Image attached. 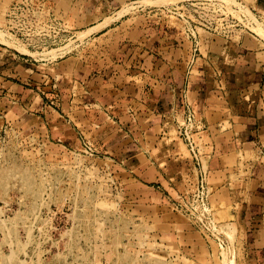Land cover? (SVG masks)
<instances>
[{
	"label": "rangeland",
	"instance_id": "obj_1",
	"mask_svg": "<svg viewBox=\"0 0 264 264\" xmlns=\"http://www.w3.org/2000/svg\"><path fill=\"white\" fill-rule=\"evenodd\" d=\"M16 1L0 2V30L12 37L8 46L0 43V264H236L235 226L218 212L211 188V210L227 241L223 249L210 239L205 241L173 207V198L191 190L197 176L178 135L182 109L161 118L167 121L156 127L158 141L152 144L156 152L151 153L150 148L145 153L151 160L139 165L125 160V144L115 148L113 138L121 131L136 137L135 130L141 128L138 110L128 105L126 113L120 111L112 101L122 93L111 95L105 89L87 92L84 82L71 96L67 86L70 73L65 78L67 85L59 90L52 78L57 73L54 66L71 68L81 62L84 66L77 71H87V59H93L92 50L99 45L89 39L95 31L85 30L87 14L81 1L61 5L57 0H30L28 9L23 6L9 11ZM217 1H213L216 7L221 4L225 9L209 15L212 21H239L243 12L253 13L264 23V14L252 10L249 0ZM183 2L124 1L109 9L112 12L104 15L103 24L114 26L133 16L137 20H127L121 29L153 27L157 34L176 37V43H183L188 51L185 65L191 75L199 51L191 61L190 40L172 10ZM234 29L228 37L204 31L211 38L235 43L248 37L264 47V40L240 22ZM200 36L207 38L205 33ZM51 48L58 49L45 53ZM29 51L34 54H26ZM63 59L68 62H60ZM3 66L6 68L1 70ZM102 97L107 98L104 105L113 106L107 110L96 106ZM117 97L119 104H127V97ZM204 130L196 143L207 176L205 158L212 146ZM139 138L138 134L135 143L142 146ZM258 156L256 152L239 154L243 176L249 177ZM157 181L162 184L160 190L163 185L164 191L170 187L171 200L160 201L155 196L152 186Z\"/></svg>",
	"mask_w": 264,
	"mask_h": 264
},
{
	"label": "crops",
	"instance_id": "obj_2",
	"mask_svg": "<svg viewBox=\"0 0 264 264\" xmlns=\"http://www.w3.org/2000/svg\"><path fill=\"white\" fill-rule=\"evenodd\" d=\"M57 1L62 2L61 5L69 3V0ZM70 1L71 5L74 4ZM80 1L87 14L85 30L89 33L95 31L89 39L99 45L95 46L96 51L92 50L93 59H87L86 73L83 68L82 72L77 71L84 66L81 62L72 63L71 68L54 66L57 73H53L52 78H55L58 90L69 81L67 86L71 96L77 86L87 87V92L105 89L111 95L122 93L115 95L112 103L119 105V110L125 113L128 105L137 109L141 128L135 130L137 135L132 138L121 131L113 138V147L125 144L124 158L132 159L134 165L151 160L145 158L148 149L149 152L152 149L151 153L156 152L152 145L158 141L155 140L156 127H163L167 121L161 118L171 117L182 109L185 101L191 102L205 127L204 135L212 146L205 158L207 188L212 190V200L218 212L235 226L238 251L235 263L264 264V47L248 37L239 43L221 37L211 38L204 29L197 28V65L192 74L187 75L185 60L188 51L183 43H176V37L157 34L153 27L121 29L127 20H137L138 17L133 16L117 21L114 26L103 24L104 15L111 11L110 8H117L128 0ZM249 2L253 9L264 14V0ZM98 10L105 11V14H99ZM202 33L207 38L201 39ZM65 61L68 62L67 59L60 62ZM4 68L6 66L1 70ZM69 73L73 80L69 78L66 81ZM58 77L61 78L59 81ZM117 96L127 97V104L121 99L119 104ZM106 99L102 97L95 105L107 110L113 104L104 105ZM24 112L21 114L26 116ZM104 114L111 118L108 111ZM138 134L142 138V146L135 143ZM166 150L165 147L161 154ZM248 152L258 153L260 160L251 167L249 177H245L239 154ZM161 185L157 181L152 186L153 193L160 201L171 200L170 187L164 191L165 186L160 190ZM178 195L173 199L176 200Z\"/></svg>",
	"mask_w": 264,
	"mask_h": 264
},
{
	"label": "built area",
	"instance_id": "obj_3",
	"mask_svg": "<svg viewBox=\"0 0 264 264\" xmlns=\"http://www.w3.org/2000/svg\"><path fill=\"white\" fill-rule=\"evenodd\" d=\"M213 1L214 0H185V2H183L184 4H181L177 10H175L174 7L172 8V10H174L173 14L176 15L183 24L186 38L190 40L193 52L191 61L194 60V56L198 53L197 28L212 30L217 34L228 37L236 31L234 27L239 25L240 22L249 32L258 36L249 27L252 25L253 21L242 11L239 21H212V17L209 15L218 13L224 6L219 3L220 7L217 8ZM29 4L32 6V1L18 0L10 5L9 11H19L23 6L28 9ZM252 10L254 9L252 8ZM182 111L183 120L182 123L178 124V135L186 146L193 167L197 171V176L196 181L192 185V189L186 193H179L172 204L175 210L180 212L206 239L212 240L220 249H223L227 241L211 210L209 202L210 192L207 188L205 172L201 168L200 148L196 143V138L200 131L204 129V125L201 120L195 117L193 109L188 102L185 101V103H183Z\"/></svg>",
	"mask_w": 264,
	"mask_h": 264
},
{
	"label": "bare ground",
	"instance_id": "obj_4",
	"mask_svg": "<svg viewBox=\"0 0 264 264\" xmlns=\"http://www.w3.org/2000/svg\"><path fill=\"white\" fill-rule=\"evenodd\" d=\"M220 1H222L223 3H225V1L224 0H220ZM245 15H248V14H245ZM253 15V14H252ZM250 16V15H248L250 18V20L251 21H253V23H252V25L251 26H249L250 27V29L252 30V31H254L261 39H263L264 40V24L261 22V21H258V19L253 15V16ZM12 37L11 36H9L7 33H5L4 31H2V30H0V43L1 42H3L2 44H6V46H8L7 44H9L10 42H12L10 39H11ZM4 44V45H5ZM24 48V47H23ZM58 48H60V47H58ZM58 48H51V49H49L47 52H45V53H48L49 51H51V50H53V49H58ZM26 49V48H25ZM28 51V50H27ZM44 53V54H45ZM26 54H28V55H33L34 54V52H28V53H26ZM11 257V256H10Z\"/></svg>",
	"mask_w": 264,
	"mask_h": 264
}]
</instances>
